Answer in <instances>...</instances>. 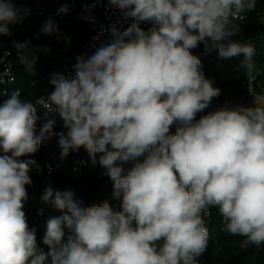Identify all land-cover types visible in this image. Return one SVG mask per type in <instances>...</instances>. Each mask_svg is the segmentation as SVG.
Returning <instances> with one entry per match:
<instances>
[{
	"label": "clouds",
	"instance_id": "1",
	"mask_svg": "<svg viewBox=\"0 0 264 264\" xmlns=\"http://www.w3.org/2000/svg\"><path fill=\"white\" fill-rule=\"evenodd\" d=\"M109 3L132 23L111 29L113 39L91 56H77L74 75L50 74L53 90L37 102L45 109L39 129L37 105L19 91L0 103V264H197L207 249L210 207L229 234L245 238L243 246L264 245V102L222 107L197 121L221 90L191 51L203 43L221 58L243 54L249 66L255 50L232 39L233 20L256 0ZM20 19L13 0H0V36ZM141 22L153 27L144 32ZM41 32L59 34L51 20ZM15 47L33 72L39 48ZM56 115L66 132H54ZM54 135L62 158L83 147L95 164L101 154L122 210L107 201L84 207L72 190L47 187L42 200L62 214L46 221L45 253L23 211L36 162L20 158Z\"/></svg>",
	"mask_w": 264,
	"mask_h": 264
},
{
	"label": "trees",
	"instance_id": "2",
	"mask_svg": "<svg viewBox=\"0 0 264 264\" xmlns=\"http://www.w3.org/2000/svg\"><path fill=\"white\" fill-rule=\"evenodd\" d=\"M13 3L22 19H20L21 24L14 23L9 25L10 36L20 43L27 42L30 48H39V51L36 52L38 59L33 72H29L20 63L18 54L12 57L17 78L10 85V91L6 95L0 96V103L8 99L12 92L19 91L22 100L36 104V100L42 94L50 93L53 90L49 85L50 74L55 72L63 74L61 69L63 57L79 53L82 43L90 34V29L84 21L68 19L56 14L55 11L47 12L44 17H37L34 13L33 0H13ZM247 13L249 20L243 22L233 20V24L238 26V31L232 39L244 45H251L255 50L251 61H249V66L242 67L245 71L243 76L226 78L221 75L216 63L218 60H230V63L236 66L244 61L243 54L231 58H221L216 51H213L208 53L206 57L199 58L201 61L200 71L204 77L211 80L213 86L221 90V95L216 98L221 99L223 95H228L226 91L230 88L235 90L237 87H243V83L248 84L249 78L247 79L246 77L248 67L254 65L264 66V30L256 22L258 16L264 14V0H256L255 8L252 11H247ZM48 20H51L58 27L59 34L45 36L41 32L42 26ZM65 37L70 38V42H66ZM2 41L8 42L7 35L0 36V43ZM45 48L50 49V51H44ZM196 49L205 50L203 43L192 50ZM263 77L264 73L255 81L256 91L259 90L261 93H264L260 83ZM37 108L41 116V120L37 125L39 129L44 122V116L43 110L39 106ZM54 118L56 124L53 130L66 131L59 116L56 115ZM57 143L58 138L53 137L46 146L41 144L35 153L20 159H41L50 154L61 156L62 149L58 147ZM73 153H77V150H70L65 158L69 160ZM100 155L99 153L97 154L98 162L96 164L88 166L79 175H74L69 170L60 169L53 173L35 170L30 176L32 183L26 186L27 193H34L35 199L31 208L25 212V215L29 229H35L37 244L43 248L45 253L48 252V247L43 244V237L46 231V216L52 209L49 204L42 200L47 187L50 186L54 191L72 190L81 198L80 201L84 207L100 205L107 201L114 211L122 210L121 200L114 199L112 196L111 181L107 176L103 175V169L99 165ZM138 159L142 161L144 157ZM132 163L130 161L125 164V168L131 167ZM61 214L59 213L56 216ZM204 222L208 230V244L206 251L197 257L199 264H264V245L259 247L253 244L243 246L245 238L231 235L225 230V222L217 208H209V214L206 215L205 213L204 215ZM47 264H50V258Z\"/></svg>",
	"mask_w": 264,
	"mask_h": 264
},
{
	"label": "built area",
	"instance_id": "3",
	"mask_svg": "<svg viewBox=\"0 0 264 264\" xmlns=\"http://www.w3.org/2000/svg\"><path fill=\"white\" fill-rule=\"evenodd\" d=\"M35 10L34 13L37 17H44L47 12L55 11L56 14L64 16L68 19H76L84 21L90 29V34L87 39L82 43L80 51L76 55H66L62 59L61 69L63 74H73L72 66L76 63L77 56H91L95 50L101 44L109 43L113 37L111 29L115 28L120 32H123L129 25L132 23L130 19H125L123 13L110 5L109 0H33ZM62 7L67 8V12H60L59 10ZM238 21L249 20L247 11L242 14L241 18H237ZM256 22L263 27L264 30V14H261L256 19ZM16 24H21V20L16 22ZM139 27L144 31L148 32L153 24L151 22H141ZM8 42L2 41L0 43V96L6 95L10 91V85L16 81V72L13 67L12 57L18 54L15 44L20 43L14 37L7 35ZM192 54L198 58H204L208 55L203 49L191 50ZM262 72L254 73L250 80L249 84L245 85L244 93L238 95H224L225 97L219 99L214 98L208 108L204 109L202 112L197 113L196 120L198 121L202 116L207 115L213 111H216L222 107H235V106H250L254 105L256 102H264V93L256 91L255 81L258 77L262 76ZM47 94H42L37 100L36 105L39 106L43 112L45 109L42 105L37 102L41 98H46ZM54 113H50L52 115ZM177 125L171 126V133L175 134ZM63 130L54 131L55 133H60ZM66 132V131H63ZM57 137L58 135L52 136ZM49 139V140H50ZM49 140H46L42 145H47ZM58 147L59 143H57ZM36 163L30 166L29 176L32 173L37 171H44L47 173H53L57 170H69L74 175H79L84 169L88 166L93 165L92 158L89 153L81 147L77 150V153H73L70 156V159L67 160L65 157L50 154L45 158H33ZM98 158L96 155V163ZM95 163V164H96ZM65 191V189L61 190ZM75 198L80 201L81 198L75 194ZM35 199V194L28 192V199L24 201L23 211H28L32 202ZM61 212L51 209L47 213L46 220L52 216H56ZM209 214V209L206 212V215ZM69 233L68 229L65 228V235ZM38 245V244H37ZM39 247V246H38ZM43 250L42 247H39ZM197 264H199L197 260Z\"/></svg>",
	"mask_w": 264,
	"mask_h": 264
},
{
	"label": "rangeland",
	"instance_id": "4",
	"mask_svg": "<svg viewBox=\"0 0 264 264\" xmlns=\"http://www.w3.org/2000/svg\"><path fill=\"white\" fill-rule=\"evenodd\" d=\"M217 60H218V58H217ZM216 63H217L218 69L220 70L221 75H223L226 78H228V77L233 78V76L241 77L245 74V71L242 68L243 62H241L239 65H236V66H233L230 63V60H225V61L218 60ZM246 72H247L246 77H247V79L249 78V80H250L251 76L254 73H258V72L264 73V66H255L254 65L252 67H248ZM260 83L264 89V77L261 79ZM248 84H249V81H248ZM248 84L243 83V87H244V85H248ZM243 87H237L235 90L230 88L226 91V94H230V95L243 94L245 92ZM257 92H259V90ZM223 97H225V96L223 95Z\"/></svg>",
	"mask_w": 264,
	"mask_h": 264
}]
</instances>
